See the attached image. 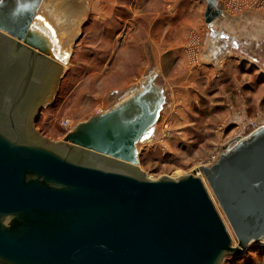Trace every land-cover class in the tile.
I'll use <instances>...</instances> for the list:
<instances>
[{"label":"water","instance_id":"water-1","mask_svg":"<svg viewBox=\"0 0 264 264\" xmlns=\"http://www.w3.org/2000/svg\"><path fill=\"white\" fill-rule=\"evenodd\" d=\"M207 1L210 22L222 9ZM86 11V0H0V264H222L225 255L242 257L264 241V123L199 167L236 245L196 171L151 180L139 169L138 143L170 105L158 68L59 141L35 129Z\"/></svg>","mask_w":264,"mask_h":264},{"label":"rangeland","instance_id":"rangeland-1","mask_svg":"<svg viewBox=\"0 0 264 264\" xmlns=\"http://www.w3.org/2000/svg\"><path fill=\"white\" fill-rule=\"evenodd\" d=\"M195 2L200 7L190 15L189 32L180 36L178 66L173 68L171 56L165 53L163 69L150 62L136 83L117 81L110 90L102 84L109 79L108 65L102 64L113 53L112 63L124 74L127 66L131 67L127 63L130 51L139 54L136 35L141 31L140 37L146 38L150 33L147 38L152 46L162 38L170 17L164 19V15L153 23L158 15H88L87 4L80 35L60 73L55 96L42 108L34 127L49 141H59L68 132L61 125L64 119H69L73 128L106 111L128 97L133 86L140 88L141 80L158 68L170 93V105L162 109L152 135L138 143L139 169L151 180L162 176L178 179L196 171L236 245L237 239L199 167L213 163L232 139L264 123V0H217L222 13L210 22L205 16L208 1ZM101 5L95 4V9L106 10ZM222 264H264V241L251 243L238 259L225 255Z\"/></svg>","mask_w":264,"mask_h":264},{"label":"crops","instance_id":"crops-1","mask_svg":"<svg viewBox=\"0 0 264 264\" xmlns=\"http://www.w3.org/2000/svg\"><path fill=\"white\" fill-rule=\"evenodd\" d=\"M181 1L182 0H86V5L88 4V8H90L88 15H95V12L97 15H158L153 18V23L155 21V23H157L158 19H162L160 17L164 15V19L166 16L170 17L167 21L168 24L166 25L165 30L161 34L162 38L159 39V41L156 40L152 46L148 43L149 39L147 38L150 36V33L146 35L147 39L144 35L140 37L141 31L140 34L136 35L137 39L135 41V47L139 51V54H137L136 51H134L135 53L130 51V62L128 61L127 63H129L131 67L127 66L124 74L120 72L121 70L119 68H117L116 63H112L115 59L113 53L107 58L102 64L105 65L107 63L108 65L109 79L102 82V84L108 86L107 89L110 90L114 87L117 81L120 83L122 82L123 84L128 82L129 85L136 83L141 70L150 66V62H154L160 70L163 69L165 53H169L171 56L172 67L174 68L178 66L175 61L180 55V36L189 32L192 27L190 15H193L192 11L196 10L197 7H200L199 2L196 3L195 0H189L186 4H183ZM95 4L98 5V7H101V4H104L107 8L106 10H100L99 8L95 9ZM137 4L138 7L136 6ZM122 7H124V10H122ZM162 27H164V25ZM169 36H171L169 39L170 42L168 39H164V37L169 38ZM125 59L128 60V57L125 56ZM146 59H148V63L145 62ZM129 68L131 69L130 71ZM131 89H134V86Z\"/></svg>","mask_w":264,"mask_h":264},{"label":"built area","instance_id":"built-area-1","mask_svg":"<svg viewBox=\"0 0 264 264\" xmlns=\"http://www.w3.org/2000/svg\"><path fill=\"white\" fill-rule=\"evenodd\" d=\"M61 125L63 128H65L67 131H69L71 128V122L69 119H64L62 122H61ZM215 160V158H214Z\"/></svg>","mask_w":264,"mask_h":264},{"label":"flooded vegetation","instance_id":"flooded-vegetation-1","mask_svg":"<svg viewBox=\"0 0 264 264\" xmlns=\"http://www.w3.org/2000/svg\"><path fill=\"white\" fill-rule=\"evenodd\" d=\"M231 38H232V37H231ZM233 39H234V38H233ZM233 39H232V40H233ZM254 60L259 62L258 58H255Z\"/></svg>","mask_w":264,"mask_h":264},{"label":"snow or ice","instance_id":"snow-or-ice-1","mask_svg":"<svg viewBox=\"0 0 264 264\" xmlns=\"http://www.w3.org/2000/svg\"><path fill=\"white\" fill-rule=\"evenodd\" d=\"M37 19H41V18L38 17Z\"/></svg>","mask_w":264,"mask_h":264},{"label":"trees","instance_id":"trees-1","mask_svg":"<svg viewBox=\"0 0 264 264\" xmlns=\"http://www.w3.org/2000/svg\"><path fill=\"white\" fill-rule=\"evenodd\" d=\"M39 118H40V116H39ZM39 118H38V120H39ZM38 120H37V121H38Z\"/></svg>","mask_w":264,"mask_h":264}]
</instances>
